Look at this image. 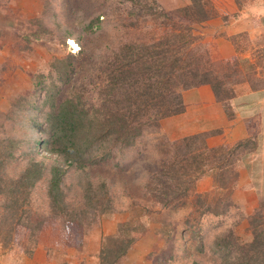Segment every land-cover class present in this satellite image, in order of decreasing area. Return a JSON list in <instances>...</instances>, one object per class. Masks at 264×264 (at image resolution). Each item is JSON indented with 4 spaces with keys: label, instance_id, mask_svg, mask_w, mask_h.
<instances>
[{
    "label": "rangeland",
    "instance_id": "rangeland-1",
    "mask_svg": "<svg viewBox=\"0 0 264 264\" xmlns=\"http://www.w3.org/2000/svg\"><path fill=\"white\" fill-rule=\"evenodd\" d=\"M157 2L174 15L176 9L191 1ZM210 4L213 16L191 24L197 40L188 55L191 60L200 54L206 56L203 65L207 79L226 90L221 95H226L222 103L228 113L233 111L232 91L236 95L243 85L264 86V0H210ZM133 10L131 2L125 0H0V264H101V250L109 246L110 237L122 224L140 215L147 234H139L123 264H192L194 259L203 264H223L226 252L220 250L218 242L231 240L229 236L239 243L248 241L250 216L259 208L264 214V134L239 140L245 144L231 167L232 192L216 190L212 175L198 180L196 194L210 195L211 212L197 208L195 193L173 198L167 204L154 198L149 191L148 171L152 162L166 157L172 151L171 143L179 139L163 125L159 130H144L133 146H115L106 160H99L102 154L98 151L93 155L98 162H88L84 169L66 165L64 203L57 209L51 205L47 189L55 155L35 143L37 151L31 153L32 139L46 135L42 130L48 124L50 108L45 95L60 99L72 91L74 80L80 83L78 73L94 80L99 73H85V69H97L89 66L81 72L71 69L65 83L55 72L52 77L47 75L54 70L55 58L72 53L70 39L60 41V28L73 30L74 49L81 47L79 39L90 54L109 55L118 50L121 40L123 45L152 37L153 32H135L127 27L135 19ZM100 14L101 19L96 20L101 27L85 26ZM32 18L48 29L39 37L27 34L35 42L26 43L23 35L27 25L32 29L37 23L24 21ZM82 79L88 83L87 78ZM53 80L55 88L46 92L45 85L50 86ZM88 96L97 102V92ZM39 160L45 162L39 166L43 177L31 188L28 171H33L34 161ZM98 193L114 197V211L107 205L110 214L100 213L105 204L102 208L91 204L90 197ZM13 204L18 206L16 213L9 211ZM69 222L70 230L75 232L79 224L83 231L78 241L65 228Z\"/></svg>",
    "mask_w": 264,
    "mask_h": 264
},
{
    "label": "trees",
    "instance_id": "trees-1",
    "mask_svg": "<svg viewBox=\"0 0 264 264\" xmlns=\"http://www.w3.org/2000/svg\"><path fill=\"white\" fill-rule=\"evenodd\" d=\"M125 1L131 2L134 7L131 14L135 18L127 27L135 32L148 30L149 33L153 32L152 37L144 41L136 38L123 45L121 40L117 51L111 49L112 54L104 53L100 56L90 54L85 44L77 39L81 47L78 50L72 49V53L65 57L55 58L54 70L47 74L52 77L55 72L58 80L65 83L72 70L81 72L89 66L97 69L95 71L85 69V73L91 72L93 76L95 72H99L95 80L86 74L82 76L78 73L80 83L74 80L76 83L72 86V91L67 96L62 95L60 99L45 95L44 101L50 108L46 114L48 124L42 130L46 135L32 139L34 142L31 153L37 151L35 143L50 155H55L53 159L56 163L52 165L47 189L49 200L55 209L64 203L63 180L68 171L66 165L84 169L88 162H98V158L96 160L93 157L95 152L101 151L99 160H106L112 156V149L115 146L128 148L135 145L137 138L147 128L159 130L162 119L186 110L183 95L185 90L199 88L204 98L211 96L217 101L226 100V95H221V92L226 90L215 86L207 79L203 65L206 56L200 54L191 60L188 55V49L197 40L191 24L213 16L210 0H190V4L176 9L174 15L162 9L157 0ZM102 15H97L85 26L93 28L97 24L96 27H101V22L97 23V20H100ZM28 22L32 25L37 23V27L32 26V29H29L27 25L23 39L26 43H34L35 39L27 34L39 37L48 26L42 25L36 18H32L31 21L25 19L24 23ZM151 27L153 29H150ZM71 37L72 29L60 28L61 42L67 43L70 39V43L73 41L75 46L76 43ZM69 46L74 48L71 44ZM82 78H87L88 83L82 82ZM88 85L91 86L90 89ZM205 86L207 91L204 89ZM45 88L46 92L55 88V80L50 86L45 85ZM89 92H97V102L90 101ZM234 93L232 91L231 95L235 96ZM228 114L233 116L232 112ZM33 121L38 122L36 119ZM250 139L252 138L246 141ZM225 140L222 129L176 139L171 143L172 151L166 157L152 162V167L148 171L150 193L165 204L170 203L173 198L195 193L197 197L194 203L197 208L202 207L204 213L211 212L210 195L196 194L197 182L204 175H212L216 190L232 192L231 167L239 148L245 144L244 140L228 146ZM33 165L36 168H32L33 171L29 170L27 176L31 188L43 177V169L39 166H44L45 162L34 161ZM105 194L107 196L104 197ZM108 194L100 196L98 193L92 199L90 197L95 208H102L105 204L101 214H110L107 210L109 204L114 211L112 204L114 197ZM228 206H231V203H228ZM17 209L16 204L9 207V211L13 213H16ZM263 216L261 208L250 216L248 233L251 238L248 241L239 243L229 236L231 240L224 239L221 243L218 242L220 250L223 248L226 252L223 264H264ZM141 217L142 215L132 219V222L128 221V224H122L117 233L110 237L109 246L101 250V264L125 263V257L137 244V239L148 231L141 223ZM78 226L79 224H76L75 235V232L70 230V222L65 224V228L72 232L76 241L81 239L83 233ZM192 264L203 263L194 259Z\"/></svg>",
    "mask_w": 264,
    "mask_h": 264
},
{
    "label": "crops",
    "instance_id": "crops-1",
    "mask_svg": "<svg viewBox=\"0 0 264 264\" xmlns=\"http://www.w3.org/2000/svg\"><path fill=\"white\" fill-rule=\"evenodd\" d=\"M207 91V86L204 87ZM186 110L162 121L163 129L174 138L222 129L226 142L264 134V86L243 85L231 99V117L221 101L202 97L199 88L184 91Z\"/></svg>",
    "mask_w": 264,
    "mask_h": 264
},
{
    "label": "clouds",
    "instance_id": "clouds-1",
    "mask_svg": "<svg viewBox=\"0 0 264 264\" xmlns=\"http://www.w3.org/2000/svg\"><path fill=\"white\" fill-rule=\"evenodd\" d=\"M70 44H71V43H70ZM72 49H74V48H72ZM72 49H71V50H72Z\"/></svg>",
    "mask_w": 264,
    "mask_h": 264
}]
</instances>
